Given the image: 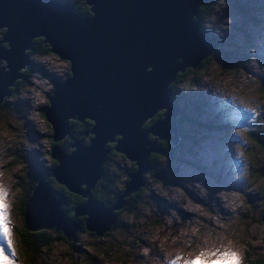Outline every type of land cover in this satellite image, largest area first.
I'll use <instances>...</instances> for the list:
<instances>
[{"label": "rangeland", "instance_id": "obj_1", "mask_svg": "<svg viewBox=\"0 0 264 264\" xmlns=\"http://www.w3.org/2000/svg\"><path fill=\"white\" fill-rule=\"evenodd\" d=\"M61 1L70 3L74 0ZM250 1L246 16L232 9L228 0H217L202 21L198 12L197 19L200 21L195 20L200 28L205 26L213 43V34L219 39L222 44L219 49L228 58H233V63L217 58L203 62L201 72L193 74L190 82L185 80L178 85L184 96L177 99L171 96L168 88L172 102L179 109L168 120L169 123H176L179 138L171 144L174 133L169 131L165 136L168 144L183 143L180 156L183 166L216 170L221 181H184L185 190L181 191L168 181L155 183L149 177V172L145 171L141 173L142 184L138 186H146L145 190H141L144 193L138 192L135 198L128 200L125 198L128 194L123 195V205L126 202L128 205L130 201L131 204L128 209L124 208L122 215L117 214L115 222L113 218L114 229L110 233L108 231L109 242L106 243L107 238L104 243V239H99L101 242L96 239V244L109 247L119 254L122 252L117 259L107 253L94 261L88 260V254H94L97 250L90 248L87 233H82L79 238L74 235L71 238L76 246L74 250L67 249L62 240L54 242L52 253L42 254L41 249L37 264H169L177 257H180L178 264H184L185 260L195 258L202 251L215 249L235 251L241 264L247 263L245 257L248 254L253 256L259 253L264 258V221L261 219L264 147H251L254 150V169L256 165L259 171V176H256L248 160L250 145L246 138L249 132L264 142V0ZM30 57L29 69L32 71L27 73L28 78L23 79L25 86L20 89L12 86V92L0 103V185L8 193L6 202L16 250V257L9 255L18 264H22V257L20 243L15 237L16 228H13V222L19 225L20 221L14 215L15 200L21 197L26 181L36 170L44 169L49 164L45 151L49 145L48 126L37 107L44 109L49 104L47 97L53 81L63 80L68 66L66 60L52 52L43 55L36 53ZM200 100L202 104H198ZM186 107L190 114L180 115ZM163 113L156 120L147 116L141 128L148 129L163 117ZM71 119L68 117L67 121ZM148 119L149 124L142 126ZM195 119L200 124H188ZM184 126L188 131L186 139L180 132ZM255 129H258V133H254ZM149 133L152 134L147 131V137ZM71 134L78 136L74 131ZM154 135L156 137L152 139L160 148L166 149L158 143V136ZM114 137L121 138V135L116 133ZM112 142L116 144V140ZM108 151L105 152V158H109L108 164L101 168L100 163V174L95 181L113 174L108 180L121 182L125 187L128 164L117 155H107ZM151 160L150 174L154 176L159 163H165L168 159L152 157ZM111 167L119 172H113ZM199 176L208 177L202 173ZM151 192L156 194L154 198L143 206L139 202L135 207L138 199L148 197ZM130 210L134 211L126 214ZM131 225H135V228L130 229Z\"/></svg>", "mask_w": 264, "mask_h": 264}, {"label": "water", "instance_id": "obj_2", "mask_svg": "<svg viewBox=\"0 0 264 264\" xmlns=\"http://www.w3.org/2000/svg\"><path fill=\"white\" fill-rule=\"evenodd\" d=\"M213 0H83L89 13L75 12L61 0H0V103L22 78V69L31 64L28 49L34 37H41L50 52L68 61L69 75L54 80L44 108V118L56 141L71 128V120L92 119L82 136L70 142L71 150L51 145L50 156L58 164L33 185L25 203L28 229L41 227L68 239L78 227L74 216L87 213L85 226L101 233L113 223L112 208L123 205V195L142 184L141 173L149 165L150 151L163 152L150 131L163 138L173 131L169 123L179 109L169 96L168 85L177 71L194 66L215 49L211 35L195 20L198 6ZM163 117L148 129L141 123L157 109ZM72 119L68 122L67 118ZM88 133V142L84 136ZM119 133L121 138H115ZM67 134V133H66ZM135 159L137 168L127 173L129 180L110 207L89 198L100 163L109 147ZM53 175L69 189L87 196L74 206L72 219L59 209L63 198L52 194L46 177ZM79 183H85L84 189ZM261 219L264 221V196Z\"/></svg>", "mask_w": 264, "mask_h": 264}, {"label": "trees", "instance_id": "obj_3", "mask_svg": "<svg viewBox=\"0 0 264 264\" xmlns=\"http://www.w3.org/2000/svg\"><path fill=\"white\" fill-rule=\"evenodd\" d=\"M216 1L217 0H213L210 3L200 4L198 6V9H197V14L194 16V18L197 19V15L199 12L200 17H201V21L204 20L205 15L214 6V3ZM250 2H252V1H250V0H228V4L231 6V8L243 16H246L249 12L248 7L250 6ZM253 2H254V0H253ZM69 4H71V6L75 12H77L81 15L89 13V5L83 3V0H74V1H71ZM252 15H253V13L251 12L250 18H252ZM198 21H200V20H198ZM203 28H204V26H203ZM1 31H2V28L0 29V33H1ZM213 37L215 39V41H214L215 50L212 51L207 57L201 59L199 64H196L194 66L188 65L187 67L184 68V70L177 71L175 76H174V79L169 83L168 88L170 89L171 96L174 99H177L179 96L180 97L184 96L183 92H181L178 89V85H180L185 80L187 82L188 81L190 82L192 80L193 74H195L196 72H201V65L203 62L208 63L210 61H207V60H209V59L215 60L217 58V60L218 59H220L222 61L229 60L233 63V58H230V57L228 58L227 57L228 55L223 54L221 52V50L219 49V47L222 46V44L219 42V39H217L214 34H213ZM28 52H29V55H32V54L36 55V53L38 55H43V54H46L50 51L48 50L47 45H44V43L41 41V37H34V38H32L31 47L28 49ZM231 56H234V54H232ZM66 62L68 63V61H66ZM29 68L30 67L28 65L27 67L22 69V73L24 75V78H19L15 81V85H13L14 89L15 88L20 89V87L25 86V84H23V83H26V82L23 79L28 78L27 73L32 71V69H29ZM68 75H69V68L67 66L66 76H68ZM3 102H1V104ZM202 102L203 101L200 100L198 102V104H202ZM37 109H38L37 111L39 112L41 117L44 118L43 107L42 108L37 107ZM163 112H164V108L157 109L154 112V114L152 115V119H154V120L158 119L159 117H161ZM183 114H190L188 107L182 109L180 115H183ZM92 122H93L92 119H90L89 117H84L82 120H77V119L71 120L70 121V123H71L70 133L65 134L63 137H61L60 139H58L56 141H53V139H52V128L50 127L49 123L47 122V126H48V128H47V130H48L47 141H48L49 145L47 146V149L45 151L48 154L47 157L49 160V162H48L49 164H48V166H45L44 169L39 168L36 170V172L33 174V176L30 178V180L26 181V183H25L26 188L23 190V194H21V197H19L17 200H15V209H14L15 214L14 215H15V217L19 218L20 221H19V225H16L13 222V228L14 227L16 228L15 237L17 236L18 241L20 243V247H21V253L20 254L22 257V264H37L38 260H40L39 259L40 257H38V255H40L41 249H42V252H41L42 254L47 255L48 253H52V248L54 246V242L57 240L64 241L65 247L69 250H74L76 248V246L74 245V241H72L71 239H68L66 237L65 233H63V231H61V229L58 232H54L52 229L45 228V227H41V228L34 229V230L28 229L26 226V223H25V218H24L25 203H26L28 196L31 195L33 185L36 183V181L41 176H45V174L50 170L51 167L56 166L58 164L57 159L52 158L50 156L49 149H50L51 145L56 144L60 148H62L63 151H66V152L70 151L71 150V147L69 145L70 142L73 141L75 138L82 136L83 131L86 128L90 127ZM149 122H150V119L146 120L142 126L149 124ZM192 122L199 123L200 121L195 119V120L189 122L188 124H190ZM186 128H187V126H184L183 129L180 130L181 134L185 137L188 136V131ZM72 131L77 132L78 136L71 134ZM254 133H258V129H255ZM90 135H92V134L88 133V136H90ZM246 135H247L246 138H247L249 145H250V153L248 156V160L252 166L251 171L256 176H259L258 175L259 174L258 166L255 165V169H254V150H252L251 147H253V149H255V147H257V149H262L264 147V142L259 141L256 136L251 135L249 132H247ZM88 136H84V142L85 143L88 142ZM148 137L150 139H152L156 136L149 133ZM157 141L162 146H165L166 150L161 152V154L157 151L149 152V154L147 156L148 161H152L151 160L152 157H154V158L155 157H157V158L168 157L169 155L171 156L173 154V152L175 154L180 152V147L182 146L181 143L177 144V145H169L168 141L165 137L159 138V139H157ZM106 144L109 146V151H108L109 156H115V155L119 156L120 158H122L124 161L127 162L128 167L131 168L132 171L137 168V163H135V159H130L128 156L125 155L124 152L114 149L113 142H109ZM108 160H109V158H105L103 160V162H101V168H104L108 164L107 163ZM111 168L113 169V172H115V173L119 172L118 169H116L115 167H111ZM150 169H152V168L150 167L148 170H145V171L149 172V177H151V179L154 182H160V179H157L155 176L150 174V171H151ZM128 176L126 175V178H128V180H129L130 177H128ZM110 177H113V174H107L103 179H100L99 182L95 181L93 186L89 189L88 197L93 199L95 202L104 205L105 207H110L113 204L115 198L117 197L115 195L118 192L120 194L124 189L123 183H121V182L120 183H116V182L113 183V181L108 180V178H110ZM45 180H46V186H47V188H49L51 190L52 194H54V195L59 194L63 198L64 202L59 204V209L64 211L65 216L72 219V217L74 215V209H73L74 206L76 204H81L85 200H87V196H85V195L82 196L81 193H78V192H75V191L69 189L64 183L57 181V179L53 175H48ZM101 184H103V185H101ZM80 186H81L80 188L82 189V186H84V185H80ZM141 187L142 186H140L139 189H137V190L131 192L130 194H128L127 196H125V198L127 200L130 197L135 198V194L138 192H139V194H141V190H140ZM145 187L146 186H144L142 190H145L144 189ZM152 198H154L152 195H148V197H146V198L138 199L139 201L137 200L134 205H135V207H137L139 202H141V206H143L145 204V202H147L148 200H151ZM261 200H262V198H261ZM130 204H131V201L128 205L126 202L122 207H118V208L116 207V208L111 209V212L113 213L114 218H115L114 222L116 220L117 214L120 213L122 215L124 208L128 209ZM133 211L134 210H130L126 214L130 215V213ZM87 215H88L87 213H82V214H77L74 216L75 220H77L79 222V228L75 230L73 235L76 238H79L80 234L87 233L86 237L89 238L88 244L90 245V248L93 250H97V252H95L94 254H88V260L91 259L90 261H94L97 257H101L102 255H105L107 253L115 256L114 259H117L118 256H120L122 254V252H121V254H119L117 251H114V250L111 251V249L109 247H103L102 244L101 245L96 244V239L98 241H100L99 239H104V241H102L104 243V242H106L105 239L107 238L106 243L109 242L108 231L110 233L111 230L114 229L113 228L114 223H112V225L109 228H107L106 230H103L101 233L98 234L95 232V229L86 228L85 219H86ZM258 218L260 219L259 213H258ZM134 228H135V225H131L130 229H134ZM116 254H119V255H116ZM122 259L125 260L124 257ZM245 261H247V263H245V264H264V258H263V256L259 255V253H255V255H253V256H250V254L246 255Z\"/></svg>", "mask_w": 264, "mask_h": 264}, {"label": "snow or ice", "instance_id": "obj_4", "mask_svg": "<svg viewBox=\"0 0 264 264\" xmlns=\"http://www.w3.org/2000/svg\"><path fill=\"white\" fill-rule=\"evenodd\" d=\"M7 196V190L3 185H0V239L3 241L0 244V264H18L16 259L10 258V255L16 257V250L11 235L12 226L8 214ZM212 257H216V259H212ZM179 260L180 257H177L169 264H178ZM184 264H241V261L235 251L215 249L202 251L195 258L185 260Z\"/></svg>", "mask_w": 264, "mask_h": 264}, {"label": "clouds", "instance_id": "obj_5", "mask_svg": "<svg viewBox=\"0 0 264 264\" xmlns=\"http://www.w3.org/2000/svg\"><path fill=\"white\" fill-rule=\"evenodd\" d=\"M203 29L204 30L206 29L205 26ZM195 107H196V105H195ZM183 139H186V137L185 138L183 137ZM182 148H183V143H182V146L180 147L179 153L175 154L173 152V154L171 156L169 155L167 157V159H168L167 162L161 163V164L159 163V166L156 168V173L154 174V176L157 179H160V182L168 181V182H170V184L172 186L180 188L181 191H184L185 190V186L183 184L184 181L199 180L201 183H203V180H205V179H210L213 182L217 181V180L221 181L216 170H203L201 167H199V169H197L195 166H194V168H187V167L183 166L182 161L180 160V156L183 153ZM186 150L191 151V149H186ZM210 158L211 157H209L208 160ZM148 163H150V161H148ZM149 168H150V166L148 165L146 170H148ZM196 172H198L199 174H196ZM201 173L208 175V177L199 176ZM155 183H157V182H155ZM148 191H151V190H148ZM151 195L153 197L156 196V194H154L153 192H151Z\"/></svg>", "mask_w": 264, "mask_h": 264}, {"label": "bare ground", "instance_id": "obj_6", "mask_svg": "<svg viewBox=\"0 0 264 264\" xmlns=\"http://www.w3.org/2000/svg\"><path fill=\"white\" fill-rule=\"evenodd\" d=\"M66 133H68V132H65V134H66ZM194 161H195V160H194ZM130 173H131V172H130ZM79 184L85 186V183H79ZM199 195H200V194H199ZM214 195H215V194H214ZM170 202L172 203V201H170ZM173 205H175V204H172V206H173ZM175 207H176V206H175ZM191 210H192V209H191ZM187 211H188V210H187ZM190 213L193 214L194 212L190 211ZM87 216H88V215H87ZM87 216H86V218H87ZM64 217H65L66 219H70V218H68V217L65 216V215H64ZM187 218H188V217H187ZM190 218H191V217H190ZM184 219H185V218H184ZM85 220H86V219H85ZM75 223L78 225V227L76 228V229H78V228H79V222H78L77 220H75Z\"/></svg>", "mask_w": 264, "mask_h": 264}, {"label": "flooded vegetation", "instance_id": "obj_7", "mask_svg": "<svg viewBox=\"0 0 264 264\" xmlns=\"http://www.w3.org/2000/svg\"><path fill=\"white\" fill-rule=\"evenodd\" d=\"M107 155H108V153H107ZM108 158V157H107ZM132 171V169L131 168H129L128 166H127V173H129V172H131ZM126 173V174H127ZM104 178V177H103ZM102 177H101V179H103ZM142 187H141V189L140 190H142L143 189V187L145 186V185H141ZM140 188V187H139ZM138 188V189H139ZM116 192V191H115ZM142 192V191H141ZM119 194V192L115 195V196H117ZM125 201H126V199H124Z\"/></svg>", "mask_w": 264, "mask_h": 264}]
</instances>
